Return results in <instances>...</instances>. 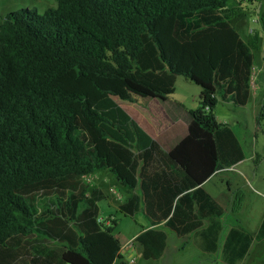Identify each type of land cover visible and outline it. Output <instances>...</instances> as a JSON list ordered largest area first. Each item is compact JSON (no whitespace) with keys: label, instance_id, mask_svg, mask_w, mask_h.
<instances>
[{"label":"trees","instance_id":"obj_1","mask_svg":"<svg viewBox=\"0 0 264 264\" xmlns=\"http://www.w3.org/2000/svg\"><path fill=\"white\" fill-rule=\"evenodd\" d=\"M233 1L57 0L43 14L7 16L0 25V264L122 258L116 220L100 217L106 194L82 183L102 171L128 195L120 206L126 217L143 204L153 220L135 239L146 261L164 256V229L194 234L205 254L222 248L225 264H241L264 241V218L256 233L238 223L225 233L224 209L202 188L245 160L232 127L215 116L220 102L245 107L252 95L255 55L227 15ZM181 76L201 87L200 106L188 111L187 135L169 151L94 80H117L164 104Z\"/></svg>","mask_w":264,"mask_h":264},{"label":"rangeland","instance_id":"obj_2","mask_svg":"<svg viewBox=\"0 0 264 264\" xmlns=\"http://www.w3.org/2000/svg\"><path fill=\"white\" fill-rule=\"evenodd\" d=\"M56 6L57 0H0V25L13 12L34 9L43 14L48 9L55 8ZM227 15L232 19L233 26L243 40L251 47L255 55V67L251 81V93L252 96H255L260 88V77H264V72H261V68H264V0H235ZM94 80L103 89L111 92L116 101L128 104L123 105V107L127 111L130 110L128 111L129 114L138 120L142 117L143 120L151 125L157 120L159 114H164V111L168 110L172 105H177V102H181L189 110H196L200 106L201 87L182 76L178 78L174 95L171 96L169 102L163 104V106L165 105L163 109L161 105L153 102L152 99L127 89L122 82L117 80H113L112 82L103 81L104 79L100 80L96 77H94ZM262 80L264 88V78ZM258 97L259 99L262 98V104L259 107L257 117L264 107V90ZM131 108L139 114V117ZM178 114V123L182 129H185V125H187L186 116L181 111ZM215 116L219 122L228 123L232 127L241 141L247 157L254 152L255 137L257 136L258 139L257 150L259 157L250 162L249 166H257L259 171L256 177H249V182L246 183L247 187L244 190L235 186L233 187V210H235L243 202L242 198L245 194L249 193L252 195L250 190L258 189L259 191H264V120L261 121V124H258L259 130L255 136L254 132L256 128L252 104H249L247 107H235L233 104L220 102L215 109ZM169 136V132L163 131L159 139L164 140ZM236 175L237 173L233 172L222 175L221 178L224 179L225 177H234ZM82 183L90 188H100L106 194L107 198L99 203L101 219L109 221V224L112 220H116L117 227L114 234L120 240L122 246L132 241V238L140 231V227L144 224L145 220L141 214L137 215L136 218L125 217L119 210V205L127 202L128 198L125 195L121 199H118L117 193L120 195L126 193L119 186L114 176L108 171H102L84 177ZM210 187L212 188L213 186L210 185ZM255 202L254 200H250V207L246 208L244 212V217L251 227L255 225L254 222L257 221L259 211L262 210V203L257 204ZM260 246L261 244H257L256 249L259 250ZM128 256H133L132 259H137L136 264H144V261L135 252H129ZM197 261L198 258L196 259L186 254L179 264H195ZM247 263L243 262L242 264ZM130 264H134V262Z\"/></svg>","mask_w":264,"mask_h":264},{"label":"crops","instance_id":"obj_3","mask_svg":"<svg viewBox=\"0 0 264 264\" xmlns=\"http://www.w3.org/2000/svg\"><path fill=\"white\" fill-rule=\"evenodd\" d=\"M231 23L233 25L232 19H231ZM261 69L264 70V68ZM262 70L261 72H264ZM263 78L264 77L262 76L260 77L261 82L259 85L260 88L258 90L257 95L255 96L251 95V99L249 103L245 106L247 107L249 104H252L253 106V119L255 121V128H256L254 132L255 136L257 135L259 130L256 117L259 111V107L262 104V98L259 99L258 96L261 95L264 90L263 80H262ZM116 102L129 114L128 111L130 110L127 111L123 107V105H128V104H123L122 102L119 101ZM153 102L157 103L158 105H161L162 109L165 106V105L163 106V104L158 100L154 99ZM177 103H178L177 105L176 104L175 106L172 105L168 110L164 111V114L162 115L159 114V117L157 118L156 121H154L153 125L147 123L145 120H143L142 117H140V120H138L137 118L129 114L151 137H153V139H155L161 145L164 151L171 150L187 135L188 124L190 121L188 111L190 110L181 102H177ZM233 106L235 105L233 104ZM131 109L135 112V114L137 113L133 108ZM180 111L183 112V114L186 116L185 118L187 119L186 120L187 125H185L186 127L185 129H182L178 123L179 120L178 112ZM137 116L139 117L138 113ZM163 131L169 132L170 136L165 138L164 140H160L159 137L163 133ZM257 143H258V139L256 136L253 153H251L248 157L245 154V160H243L239 164L229 169H225L223 171H219L215 173L202 186V188L213 198V200L225 211V215L223 218V222L226 224L225 233L228 229H230L232 226H234V224L236 225L237 223L243 226L248 231L252 233H256L264 218V191H259L258 189L250 190V192H252V195H250L249 193L245 194V196H243L242 198L243 202L241 203V205H238L236 209L233 210V187L235 186L238 188H242L244 190L245 187H247L246 183L249 182L250 179L249 177L251 176L256 177L259 171V168L257 166L255 167L249 166L250 162H252L253 160L259 157L257 150L258 147ZM244 153H245V149H244ZM233 172H236L237 175L234 177L228 176L227 178L225 177L224 179L221 178L222 175L230 174ZM210 185H212L213 187L211 188ZM125 195L126 198H128L127 194H124L122 196L124 197ZM250 200L256 201L255 203L257 204L262 203V210L259 211V216L257 218V221L254 222L255 225L252 227L249 225L247 219H245L244 217L245 215L244 212L246 208L250 207ZM122 204L119 205V210ZM139 214L142 215V218H144L145 222L143 225H141L140 231L132 238V240H134V244L128 247L126 250H123V246H122V250H121L122 258L117 260L115 264H130L133 262L134 264H136L137 259H132L133 256H128L129 252L131 251L135 252L144 261V264H179L182 262L183 256L186 254L188 256H193L196 259L198 258V261L195 264H225L222 260V248H220L219 251L213 255L203 253L195 242L194 234H190L186 237H178L170 230L164 229V226L167 222L166 219L162 220L161 224L159 225V228L164 229V231L168 234V238H169L168 246L164 256L160 260H155V261L144 260L142 256V248L137 242H135V239L145 230L154 228L155 226H153V220L147 215L145 211V205L142 204L141 210L132 218H136L137 215ZM185 243L187 244V246L185 249H182V246ZM257 244H261L260 246L261 248L259 250L256 249ZM244 262H248L247 264H264V241L261 243L254 244V246L250 250L248 257Z\"/></svg>","mask_w":264,"mask_h":264},{"label":"built area","instance_id":"obj_4","mask_svg":"<svg viewBox=\"0 0 264 264\" xmlns=\"http://www.w3.org/2000/svg\"><path fill=\"white\" fill-rule=\"evenodd\" d=\"M253 70H254V69H253ZM252 76H253V74H252ZM252 78H253V77H252ZM117 197H118V199H121L123 196L120 195L119 193H117ZM101 220H103V219H101ZM103 221H106V220H103ZM106 222H107V221H106ZM107 225H109V221L107 222ZM133 244H134V240L128 242L125 246H123V250H126L128 247L132 246Z\"/></svg>","mask_w":264,"mask_h":264}]
</instances>
